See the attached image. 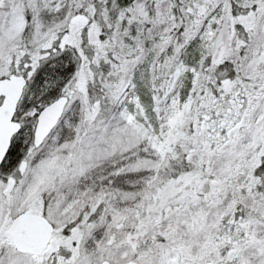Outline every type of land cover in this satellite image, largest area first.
I'll return each mask as SVG.
<instances>
[{
  "label": "snow or ice",
  "instance_id": "snow-or-ice-1",
  "mask_svg": "<svg viewBox=\"0 0 264 264\" xmlns=\"http://www.w3.org/2000/svg\"><path fill=\"white\" fill-rule=\"evenodd\" d=\"M0 264H264V0H0Z\"/></svg>",
  "mask_w": 264,
  "mask_h": 264
}]
</instances>
